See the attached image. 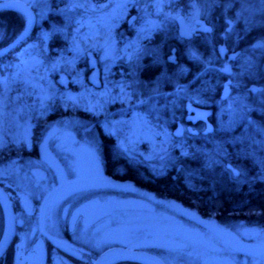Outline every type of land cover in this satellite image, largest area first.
<instances>
[{"label":"flooded vegetation","instance_id":"flooded-vegetation-1","mask_svg":"<svg viewBox=\"0 0 264 264\" xmlns=\"http://www.w3.org/2000/svg\"><path fill=\"white\" fill-rule=\"evenodd\" d=\"M14 1L31 10L34 27L19 46L0 56V68L11 63L13 71H19V62L34 58L36 48L40 51L46 48L50 54L57 49L58 53H64L77 43L79 50L74 58L59 59L62 66H65L64 61L76 66L75 71H80L81 81L96 94L94 101L100 106L90 108L88 113L82 91L78 94L80 105H55L50 110L46 106L37 110L41 107L31 105L34 102L30 96L29 99L24 96L27 106H21L19 96L22 91H19L18 84L15 90L10 91L19 95L17 100L12 95L7 101L10 110H15V116H11L13 124L16 127V123L27 121V128L23 133H20V127L14 128L18 135L25 134L22 135L24 138H15L14 143L3 141L0 147V186L11 202L15 219L14 236L0 257V264H93L103 252L115 247L151 253L165 264H212L208 260L211 258L247 264L241 259L242 249L249 255L264 256L263 229L255 228L258 230L256 237L245 236L249 228L256 225L253 217L247 213L239 216L226 213L218 208L206 210L205 206L198 207L192 199L194 196L205 199L208 192L213 194L212 199L226 193L224 187L210 184L215 172L208 167L217 163V158L207 153L225 143V139L220 137L224 130L218 132L215 123L216 104L204 106L194 99L175 95L178 88H184L192 98L206 99L208 95L204 94L206 98L199 95L197 88L202 87L204 93H208L214 85L220 91L222 83L228 85L231 76H235L231 70L228 75L192 72L190 65L200 61L195 58L198 51L207 53L199 62L200 67L206 65L203 71L209 70L207 63H211L214 54L220 60L218 64L228 68L243 55L249 58V65L255 57L264 56V48L255 47L264 42V0H197L196 3L173 0L164 5L153 4L149 0H92L91 3H78L77 0H3V3ZM160 7L165 14L170 13L175 18L168 19L162 29L152 31V24L164 19L163 15H156ZM179 18H182L187 33H191L190 38L180 35ZM26 26L27 18L20 10L0 9V39L4 34L20 35ZM204 28L212 31L205 32ZM14 39L5 44L0 41V50ZM220 47L227 50L224 56L218 52ZM102 49L109 50L107 57L102 56ZM235 52L238 55L229 60L228 55ZM170 55L174 56V62L168 60ZM158 58L161 63H156ZM37 60L47 63V55ZM172 66H180L183 73L172 76L177 87L168 83L160 89L163 94L159 103L164 108L159 107L156 114L162 116L158 123L171 135L167 137L170 144L168 155L159 156L158 151L161 150L158 149L155 155L151 154L150 151L155 149H150V142L143 139H129L135 145L133 149H122L119 138L123 134L108 131L116 124L108 129L105 121L126 119L127 124L122 123L123 127L118 130L126 135L132 134L134 123L130 114L133 108L129 105L123 111L120 107L114 108L117 105L104 107L106 101L100 96L105 84L103 69L108 71L107 79L111 85L123 86V92L130 96L137 90L141 96L144 86H154ZM67 70L62 68L55 75V82L63 87V91L75 92L78 86L74 89L69 78L72 74ZM245 70V73L237 75L239 93L255 99L254 80L247 73L248 69ZM6 76L2 74L1 78ZM3 92L4 89H0V99ZM135 95H132L130 103L134 102ZM141 98L143 100L138 107L147 109L146 97ZM188 103L213 109L212 116L208 118L212 124L210 132H206L205 122L195 121L193 114H187ZM108 109H115L116 113L103 118V112ZM67 115L70 118L77 116L79 121L74 130L77 136L84 134V139H77L78 150L83 146L88 148L87 142H95L96 147L90 149L94 158H87L85 167L76 152L58 156L49 149L50 136L56 132L49 128L52 119L65 122ZM143 119L142 127L146 123ZM163 140L158 138L152 145H163ZM42 147L49 150L55 165L42 154ZM200 151L201 155L195 157ZM192 164L198 165V169L192 168ZM225 166L229 170L232 168L231 165ZM232 170L229 171L232 177L227 181L240 177L237 169L239 175H234ZM57 172H63L67 178H78L77 183L89 186L49 203L52 195L65 186L56 189L52 179L58 176ZM165 178L172 189L188 194L189 200L179 195L164 194ZM236 187L232 189L237 190L239 197L245 189H255L254 186ZM17 195H22L26 203L17 199ZM3 231L4 218L0 208V239ZM130 244L134 246L130 247ZM249 245L260 247L253 249ZM263 260L264 257L256 260L255 264H261Z\"/></svg>","mask_w":264,"mask_h":264},{"label":"rangeland","instance_id":"rangeland-1","mask_svg":"<svg viewBox=\"0 0 264 264\" xmlns=\"http://www.w3.org/2000/svg\"><path fill=\"white\" fill-rule=\"evenodd\" d=\"M192 20V19H191ZM47 36V35H43ZM48 41V39H47ZM77 50H79V47L74 46V48H69L68 51H65L64 53L59 52L58 49L53 51V54L50 55V51L45 48V50L41 49L38 50L36 48V55L34 58L31 57V60L28 61H23L19 62V71H12L10 75L1 78L0 74V89H4V92L2 94V100L0 101V138H2L3 141L11 142L14 143V139L21 137L22 139L24 138L22 135H18L16 129L17 126L20 127V133L24 132V129L27 128V121H21L19 123L13 124V119L11 116H15V110H10L9 105L7 104L9 97H14L17 100V96L14 93L10 92L12 89H16V85L18 84V87H20L19 91H22L19 96L20 104L21 106L25 104L27 106V101L25 100L24 96L26 95V99H29L28 96L31 97V101L33 98L34 104L30 103L31 105L35 107H41L37 110H41L44 107L47 106V110H50L51 106H60V107H75L77 105H80V98L78 97V94L83 91L84 97H85V107H88V113L90 112V108L94 106H100L97 104L94 100V97H96V94L92 92V89H88L85 87L84 83L81 81V73L80 71L76 72V66L74 64H71L70 62L64 61V65L62 66L61 60L59 58L61 57H66V58H74L75 55L77 54ZM103 50V55L104 57L108 56L109 50L107 49H102ZM44 51V53H42ZM41 52V53H40ZM55 53V54H54ZM151 52L147 53L150 54ZM43 54V55H41ZM86 54V52H85ZM47 55V63H44L43 60H37V59H43ZM48 56L49 59H48ZM86 56V55H85ZM134 57V54H132ZM118 57V56H117ZM51 58V61H50ZM120 58V57H118ZM33 59V61H32ZM58 59V60H57ZM212 62L213 60L207 63V67L210 69H213L212 67ZM250 60L247 56H242L240 57L236 63L233 65H230V70H232V74L235 76H231L230 80L228 81L229 84L227 85L226 83H222V88L220 89L219 96L217 97L216 103H217V111L215 114V123L217 125L218 132L219 131H230L232 130L235 126L242 124L240 126L241 130L249 129L252 128L254 134H252L249 131H242V137L243 140H247L249 144H252L253 147L247 146V148H250L249 155L253 154L251 148L255 149V152L258 154H254L255 156V161L257 163V167H260L261 169H264L263 164H264V86L260 91H258V87L256 85V94H259L256 97V99L259 101L260 106L259 109L252 108L251 105H247V96L242 95L239 93V79L237 78V75H241L242 73H245V69H248L250 66ZM247 65V66H246ZM206 65L203 64V67L201 68L202 70H205ZM226 65L223 64L222 66V71L228 75V72L223 71ZM68 68V73L72 74L70 78V83L73 85L74 89L76 88V85L78 86L75 92L69 90V92L63 91V87L58 86L55 82V75L57 73L61 72V69ZM107 68V66L105 67ZM77 74H76V73ZM103 78L105 80V84L103 86V90L100 92V96L102 97L101 99L105 100L106 103L104 104L105 108H110V106L114 105L116 107L114 108H119L120 110H125L126 107L129 108L128 106L131 105L130 107L132 109V113L130 114V117L132 118V122L134 123L132 134L129 132V135H126L127 133H123L121 130H118L119 128L123 127V124H127L126 119H116V120H110V121H105L106 126L108 129H111V127H116L114 129L108 130V131H113L115 133H122L123 135H120L119 138V146L124 149L128 150L129 148L133 149L135 145L130 142L129 139L135 140L138 139H143L145 141L150 142L149 148L155 149L153 151H150L151 154L155 155L156 149L161 150L158 151L159 156L166 157L168 155V150L170 148V144L167 142V137H170L169 131H167L166 128H162L161 125L158 123L159 119H162L161 115H156L157 111H160L158 108L163 106L160 101V97L163 93H160V89L163 88V86H166L168 83L171 86L177 87V83L173 75L176 74H182L183 70L179 66L171 67V69L165 73H168L170 75L163 76L162 79H158L155 83L154 86L148 85L147 87H143L144 92L141 96H145L148 104H147V109H140L138 107L140 100H143L139 94V92L132 91L133 94H136L135 97H133V103H130V99L132 98V95L130 94H125L122 91V87H115L113 84L111 85L109 83V80L107 79V74L108 71L103 69ZM118 73V71H115ZM134 72V71H133ZM74 73V74H73ZM5 75V73H3ZM110 75V74H109ZM8 79L10 80L8 82ZM174 89V88H173ZM224 89H227V94L226 96H222ZM168 89H165V91ZM24 91V92H23ZM186 90L183 88H178V92L175 93V95L179 96V98H187L196 101L198 104H203L204 101H207V98L204 95H201L204 98H197L194 97L192 98L191 95L187 94L185 92ZM31 92V93H30ZM34 93V94H33ZM93 93V94H92ZM186 93V94H185ZM33 94V97H32ZM125 94V95H124ZM139 97L141 99H139ZM0 99V100H1ZM144 99V100H145ZM120 105V106H118ZM139 108V109H136ZM122 108V109H121ZM256 111V115H252L253 111ZM104 111V110H102ZM115 109H108L103 112V118L108 117L110 115H113ZM148 111V112H147ZM10 112V113H9ZM116 113V112H115ZM68 116V115H67ZM11 117V118H10ZM259 117V118H258ZM144 118V119H143ZM146 121L145 125L142 127L140 125L141 121ZM258 119V120H257ZM77 116H72L71 118L68 116L65 122H60L58 119H52L50 123V129L56 131L55 134L50 136L49 140V149L54 150L56 155H63L65 156L64 153H75L79 156L78 159L82 161V166L85 167L87 163V158L93 157L92 154L90 153V149L92 147H96L94 143L92 144L93 141H90V143L87 142L86 147H80L78 150L77 146V139L80 141V139H84V134L82 135L81 133L79 136L76 134V128L77 122H78ZM126 121V122H125ZM25 124L24 126L22 124ZM129 123V120H128ZM124 125V126H125ZM119 126V127H118ZM74 133V134H71ZM61 135V136H60ZM49 137V136H48ZM235 136H233L234 138ZM61 138H64L61 139ZM158 138L164 139L163 145H157L153 146L152 143L156 141ZM241 139V137H237ZM16 142V141H15ZM160 142V141H159ZM92 144V146H91ZM91 146V147H90ZM48 148V147H47ZM87 150H89L88 153ZM167 150V151H165ZM49 151V150H48ZM213 152V151H212ZM211 152V153H212ZM252 152V153H251ZM213 154V153H212ZM58 155V156H59ZM69 156V155H68ZM94 158V157H93ZM248 171V170H247ZM58 176H56L53 181L55 180L56 187L57 186H64L62 187L59 191L54 193L52 197L48 200L49 203L55 202L65 195L76 191L83 186L88 187L87 185H83L80 183H77L78 178H67L63 172L59 173L57 172ZM264 174V173H261ZM76 181V182H73ZM92 185V184H91ZM90 185V186H91ZM21 197V198H20ZM17 199H21L24 203H26L24 200V197L22 195H17ZM250 230L245 233V236L247 237H256L258 235V230L255 228H249ZM130 247L134 246L133 244L129 245ZM249 247L253 249H259L260 246L258 245H249ZM241 252V259L245 260V263L247 264H255L256 260H262L263 255L256 256V255H249L245 250H240ZM243 254V255H242ZM39 259H42L41 255H37ZM240 257V256H239ZM209 262L212 264H234L226 259L222 260H216L214 258L208 259ZM261 264H264V260L262 261Z\"/></svg>","mask_w":264,"mask_h":264},{"label":"trees","instance_id":"trees-1","mask_svg":"<svg viewBox=\"0 0 264 264\" xmlns=\"http://www.w3.org/2000/svg\"><path fill=\"white\" fill-rule=\"evenodd\" d=\"M19 34H4L0 41L5 44L14 39V37L18 36ZM214 53V51H212ZM51 55V54H50ZM195 58L202 61L204 57L207 55L205 51H198L195 54ZM50 57V56H48ZM255 59H258L255 61ZM200 61H194L197 63H194L193 65H190L192 72H195V74L198 73H211V74H225L224 72L220 71V66L218 62L220 60L218 59L217 55L214 54L212 67L213 69L203 71L200 67ZM193 61H191L192 63ZM202 63V62H201ZM217 68V69H216ZM13 71V64H7L3 68H0V74L5 73V75H10V73ZM231 73L232 70H231ZM247 73L249 75H252V79L254 80L255 86L261 88L264 86V56L255 57L253 62H251V65L248 67ZM220 82H218L219 84ZM214 84V82H212ZM221 84V83H220ZM197 92L200 93L199 95H208L207 101H204L202 105L208 106L210 104H216L217 97L219 96V88L212 85L210 92L204 93V88L199 87L197 88ZM259 95V94H257ZM251 99L250 95L246 94L247 96V105H251L252 108L259 109L260 103L256 99ZM205 96V95H204ZM209 98V99H208ZM252 115H256V111L254 109ZM259 118V117H258ZM258 120V119H257ZM242 124H239L235 126L230 131H224V134L220 137H223L225 139V143H221L220 145L215 146L216 148L213 150V158H217V163H211V167H208V169H213L215 172L214 180L212 181L211 186H218L224 187V191L226 193L222 194V197H215L212 199L213 194L207 193L205 199H198V196L191 195L193 200L197 203L198 207H204L206 210L209 208H218L219 210L226 212V213H235L238 216L243 215L247 213V215L250 217H253L256 220V225L253 226V228H260L259 230L263 229L264 232V169H261L260 167H257V163L255 161L254 154H258L255 152L254 148H251L253 154L249 155L250 148L248 149L247 146H252V144H249L247 140H243L242 137V131L240 126ZM264 126V123H263ZM245 131H249L252 134H254L253 129L249 128ZM233 136H235L233 138ZM241 137V139L237 138ZM243 144L240 146L239 144ZM208 150L207 153H211ZM251 152V153H252ZM201 151L197 152L195 157H198L201 155ZM212 154V153H211ZM231 165V169H237L241 174L239 179L237 180H228L229 177H232V173H230L229 170L225 165ZM191 167L194 169H198V165L192 164ZM264 167V164L263 166ZM224 170L227 171V173L224 174ZM248 170V171H247ZM217 176V177H216ZM211 181V180H210ZM234 181V182H233ZM236 186H254L255 189L251 190L250 188L245 189L243 191V195L239 197L237 193V187ZM163 193L169 194V195H179L180 198H183L184 200L188 199V194L183 193L181 190H174L171 187V183H168L166 178L163 182ZM232 187L236 188L235 190L232 189ZM208 200L206 201V199ZM210 200V201H209ZM238 206H240L238 208ZM1 208V207H0ZM129 262L127 261H120L116 262L115 264H126Z\"/></svg>","mask_w":264,"mask_h":264},{"label":"water","instance_id":"water-1","mask_svg":"<svg viewBox=\"0 0 264 264\" xmlns=\"http://www.w3.org/2000/svg\"><path fill=\"white\" fill-rule=\"evenodd\" d=\"M0 9H18L21 12H23L27 18V26L25 30L18 37H16L8 46L0 50V56H2L6 53H9L17 46H19V44L23 42L31 34L34 27V17L31 10L25 4L17 1L0 3ZM182 31L187 33L182 18H179L180 35ZM183 37L187 38L188 36L183 35ZM221 48L225 49L224 47H220L218 52L220 53L221 56H224V54L227 53V50L225 49L224 54H221L220 51ZM237 55L238 52H235L228 55V58L229 60H233ZM226 94L227 91L225 89L223 92V97L226 96ZM187 114L188 115L193 114V118L195 121L201 120L202 122H205L206 132H210L212 130V124L211 122L208 121V118L212 116L213 109L200 108L188 103ZM41 149H42V154L47 158V160H49L55 165L56 162L52 158L49 151L46 150L45 147H42ZM58 188H60V186L56 187V189ZM56 189H54L50 194H52ZM0 206L4 218V231L2 238L0 239V257H1L6 251V249L9 247L15 232V219H14L12 205L6 192L3 190L1 186H0ZM118 261H132L139 264H165L162 260H160L158 257H156L151 253L140 250L119 248V247L106 250L96 258L93 264H114L115 262Z\"/></svg>","mask_w":264,"mask_h":264},{"label":"snow or ice","instance_id":"snow-or-ice-1","mask_svg":"<svg viewBox=\"0 0 264 264\" xmlns=\"http://www.w3.org/2000/svg\"><path fill=\"white\" fill-rule=\"evenodd\" d=\"M77 2L78 3H91L92 0H77ZM149 2L150 3H153V4L164 5V4H170V3H172L173 0H149ZM196 2H197V0H192V3H196ZM0 3H3V0H0ZM156 15H158V16L163 15L164 16V19L161 20V21H159V22H157V23H155V24H152V26H151L152 27V31H156V30L162 29L164 23H166L168 19H170V18L171 19H174L175 18V17H172L170 13L169 14H165L163 7H160V8H158L156 10ZM229 23H231V22L229 21ZM203 31H205V32H211L212 29L211 28H204ZM181 35L182 36L183 35H187L190 38L191 33L190 32L189 33H185V32L182 31L181 32ZM255 47L264 48V42H260V43L256 44ZM220 51H221V54H224L225 49L221 48ZM168 60L174 62V56L170 55L168 57ZM156 63H161V61L159 60V58L156 60ZM223 71L230 72V69L227 66H225V68L223 69ZM162 75L166 77V73H164ZM122 91H123V86H122ZM226 91H227V89H226ZM2 146H3V140H2V138H0V147H2ZM232 171H233V174L234 175H239V173L236 170L233 169Z\"/></svg>","mask_w":264,"mask_h":264}]
</instances>
